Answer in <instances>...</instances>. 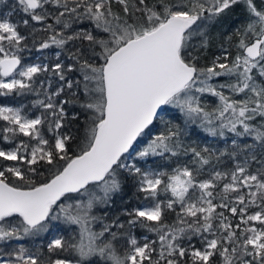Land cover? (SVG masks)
<instances>
[{
  "label": "snow or ice",
  "instance_id": "6c2138e0",
  "mask_svg": "<svg viewBox=\"0 0 264 264\" xmlns=\"http://www.w3.org/2000/svg\"><path fill=\"white\" fill-rule=\"evenodd\" d=\"M16 2L49 33L37 51L53 45L63 50L70 42L74 50L71 64L57 53L54 64L22 65L18 53L26 37L7 18L12 12L0 18V96L45 97L32 102L42 110L34 118L23 107L0 106L3 140L27 138L0 149V264H264V0ZM239 5L245 19L237 26L233 10ZM49 19L61 30L45 24ZM84 20L94 31L72 29L70 21ZM22 23L29 26V19ZM212 29L227 37L229 48L222 45L220 55L201 65ZM76 66L82 82L67 79ZM42 73L49 74L48 88L51 77L58 78L54 90L43 82L34 86ZM220 76L231 81L209 84ZM204 94L218 99L214 111L202 105ZM69 103L80 110L70 118ZM168 107L186 123L208 125L209 135L227 131L240 140L217 155L185 148L178 126L165 124L153 136L154 122ZM81 113L83 135L74 134L71 126ZM181 149L196 167H177L169 175L127 162L177 157ZM213 156H227L233 168L197 179ZM123 174L149 204L125 209L124 221L97 215L94 209L123 193ZM161 192L171 198L159 201ZM170 213L176 217L171 224ZM60 224L71 237L61 234ZM137 226L155 238L141 243L132 235ZM43 233H49L46 244H35ZM25 238H32V247L10 243Z\"/></svg>",
  "mask_w": 264,
  "mask_h": 264
},
{
  "label": "trees",
  "instance_id": "16d2710c",
  "mask_svg": "<svg viewBox=\"0 0 264 264\" xmlns=\"http://www.w3.org/2000/svg\"><path fill=\"white\" fill-rule=\"evenodd\" d=\"M49 6H46V8ZM8 12H12V15L9 17L11 22L18 25V31L26 37L25 41V47L24 49L18 53V55L21 57V63L29 64V63H40V64H46L51 65L56 63V59H54L53 55H56L57 53H60V61L65 64H71L73 61L68 59L69 55V49H73V42H70L68 45H65V48L59 49L55 45L50 47L49 49H44L43 51H37V48L39 46V42L43 39H46L47 35L49 33L43 31V28L45 25H37L35 22H32L30 20V17H27L21 10L20 6L16 2V0H6L5 3L0 4V15L6 14ZM233 17L237 21V26H239L240 23H242L245 19V12L243 5L236 6L233 10ZM23 19H29V26H25L22 23ZM53 24V26L57 30H61V25H56L55 21L52 19H49L45 22V24ZM72 29L76 31H94V26L91 24L90 21L84 20L81 22H71ZM35 31V38L33 37L32 33ZM69 30V34H70ZM231 29L229 30V34H231ZM211 44L208 49L207 55L204 59L201 61V65H205L210 63L211 59H213L216 55H220L222 53L221 46L223 45L224 48H229V43L227 41V37L220 35V33L216 29L211 30ZM235 39V38H234ZM75 43H79L78 41ZM230 52L232 55L235 54V48L231 47ZM48 79L49 74L42 73L37 77V83L34 85L36 88L39 89L40 83L43 82V85L45 88H48ZM52 79V87L48 88L49 91L54 90L58 83V78L51 77ZM67 79L72 80L73 82L80 80L82 82L83 78L78 70V66L74 69L73 72L67 73ZM231 81V78L226 76H220L213 78L209 81V84L213 86H219L220 84L228 83ZM82 88V83H81ZM220 91H223L225 95L231 96V93L228 91V89H219ZM67 89L65 93H62V98L66 97ZM82 94V93H81ZM44 99L45 97L43 95L37 97L34 94L25 95V96H17L15 94L9 95V96H0V105L2 106H11V107H23L25 114L28 115L30 118H34L36 115H40L41 109L33 108L32 102L36 99ZM234 99H240L241 97H233ZM202 105L206 108L207 111L212 112L216 108L217 104L219 103L218 99L216 97L210 96L208 94H204L201 98ZM65 110L68 114V117L70 118L71 115L74 112H79L78 106H75L71 103L65 105ZM260 118H257V122H259ZM2 121H0V128L3 126ZM84 123V115L83 113L80 114V121L79 124L72 125L73 133L76 134L79 132L80 135H83V128L81 125ZM155 127L152 130V135H156L159 132L164 130L165 124L171 125L173 127H180L181 129V142L185 148H191L195 147L197 150H203L207 148L209 152L219 154V152H229L233 148L232 140L237 139L238 142L240 138H236L233 136V134L228 133L225 131V134L223 137H220L219 135L212 136L209 135L208 131H206V128L208 125H201L199 121L196 123L185 122L184 117L179 113L177 109L168 107L162 115H160L157 120L154 122ZM219 121H216V124H218ZM67 130V129H65ZM42 132L46 136V138L50 135L47 132V126L42 127ZM21 139H27L24 137H17L13 143H7L3 140L2 133H0V149L8 150L15 146L16 143H19ZM34 143V142H33ZM147 140H145V144L140 145L139 148H143L146 146ZM180 155L177 157H168L166 159L160 158V157H149L148 162L145 164L143 161H136L135 159H129L128 163H137L138 166H142V168H149L154 171H162L167 174H172L173 169L177 167H183L184 165H187L189 167H196V165L192 164L191 154L185 155L183 153V149L180 150ZM207 155V153H205ZM155 161V163H153ZM4 163H12V162H4ZM233 168L232 161L227 157H221L219 161L215 159V156L212 157V161L209 165L205 166V168L202 170L201 174L198 175L197 179H207L209 178V173L215 169L216 171L220 172H229ZM165 180H167V176L164 177ZM121 182L123 185V193L122 194H114L112 197V202L107 207H99L98 209H94V212L97 215H104L105 213L108 214L107 218L112 219L116 216H120V219L122 221L126 220L127 217L123 215V212L125 209H129L134 206L138 205H146L149 204L148 201H145L143 199L142 194H137L136 189L134 187L133 181L130 177H127L126 174H123L121 177ZM235 195V194H233ZM166 198H171L170 193L161 192L158 200L159 201H165ZM177 211H179V205L176 206ZM255 211L256 209H252ZM228 214V213H227ZM230 216V214H228ZM175 213H170L167 216L166 222L167 223H173L175 221ZM235 223V221H234ZM58 227L62 230L61 234L67 235L71 237L72 232L71 230H67L66 226L60 224ZM74 227V226H73ZM94 230H99L98 225H93ZM132 235L135 236L138 241L141 243L144 240L145 236H149L151 238H155L153 234H149L146 232V230L141 229L139 226L132 229ZM49 236V233H43L40 237L35 238V244L44 245L46 244V238ZM13 244L19 243L23 244L25 247H32L33 241L32 238H25L23 241L19 242H10ZM193 243L197 244L199 246L198 242L196 240H193ZM46 250V249H45Z\"/></svg>",
  "mask_w": 264,
  "mask_h": 264
},
{
  "label": "rangeland",
  "instance_id": "374dc122",
  "mask_svg": "<svg viewBox=\"0 0 264 264\" xmlns=\"http://www.w3.org/2000/svg\"><path fill=\"white\" fill-rule=\"evenodd\" d=\"M0 18H5V14H1L0 15ZM8 19H9V21L11 22V20H10V18L9 17H7ZM12 23V22H11ZM54 56V59H56V55H53ZM29 64H40V63H29ZM29 64H24V65H29ZM0 106H2V105H0ZM8 107H11V106H8ZM219 202V200H216V201H214V203H218ZM218 211H222V210H220V209H218ZM250 211H253L252 209H250ZM228 214H230V213H228ZM236 222V221H235Z\"/></svg>",
  "mask_w": 264,
  "mask_h": 264
},
{
  "label": "water",
  "instance_id": "95a60500",
  "mask_svg": "<svg viewBox=\"0 0 264 264\" xmlns=\"http://www.w3.org/2000/svg\"><path fill=\"white\" fill-rule=\"evenodd\" d=\"M163 113V112H162ZM162 113L160 115H162Z\"/></svg>",
  "mask_w": 264,
  "mask_h": 264
}]
</instances>
